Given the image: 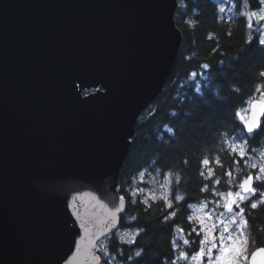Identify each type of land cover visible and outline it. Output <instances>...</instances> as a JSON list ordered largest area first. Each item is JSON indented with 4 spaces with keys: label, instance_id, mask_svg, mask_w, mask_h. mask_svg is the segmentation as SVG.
<instances>
[{
    "label": "water",
    "instance_id": "95a60500",
    "mask_svg": "<svg viewBox=\"0 0 264 264\" xmlns=\"http://www.w3.org/2000/svg\"><path fill=\"white\" fill-rule=\"evenodd\" d=\"M178 4L0 0V264L102 263L138 119L179 54Z\"/></svg>",
    "mask_w": 264,
    "mask_h": 264
},
{
    "label": "trees",
    "instance_id": "16d2710c",
    "mask_svg": "<svg viewBox=\"0 0 264 264\" xmlns=\"http://www.w3.org/2000/svg\"><path fill=\"white\" fill-rule=\"evenodd\" d=\"M249 1L253 8L261 6L258 0ZM178 3L175 20L183 35L179 54L163 91L138 119L131 150L121 171L119 191L128 201L127 194L136 190L141 174L160 170L171 172V186L184 200L174 209L175 219L168 222L163 217L172 209L152 204L145 211L144 204L127 203L120 228L141 234L133 239L135 243L121 239L117 232L105 237L117 264H153L157 257L161 264H168L173 255L169 251L170 241L176 238L177 228L187 232L192 227L189 217L192 218L193 206L209 199L214 189L232 188V182L236 184L240 179L235 177L236 171L246 166L243 161L239 165L231 163L238 157L228 152L224 141L242 128L234 113L255 98L258 85L264 86V77L260 75L264 72V45L258 43L259 35L246 27L245 15L230 18L219 13L217 0H178ZM192 72L197 76L192 78ZM166 127L173 128V132L165 131ZM263 143L264 130L249 141V146L254 148ZM204 158L210 161L218 158L223 165H210L213 178L221 181L215 188L206 179L208 168L199 169V161ZM229 168L233 169L231 186L229 177L224 175ZM199 171L204 172L205 178H201ZM176 177L180 178L178 186L173 183ZM204 184H208L209 191L200 190ZM243 207L252 252L264 246V205L257 209L247 204ZM145 224L149 225L146 230ZM141 249L145 253L143 259L135 256ZM99 252L101 264H106L104 253Z\"/></svg>",
    "mask_w": 264,
    "mask_h": 264
},
{
    "label": "snow or ice",
    "instance_id": "6c2138e0",
    "mask_svg": "<svg viewBox=\"0 0 264 264\" xmlns=\"http://www.w3.org/2000/svg\"><path fill=\"white\" fill-rule=\"evenodd\" d=\"M261 5H264V0H258ZM236 0H233V5L235 6ZM227 5H222L218 7V12L223 14L227 10ZM257 16V12L252 11L245 16L246 27L250 30H254L260 33L257 38L260 45H264V15H259V18L253 21V17ZM252 43V41H249ZM207 68L208 65H203ZM193 77L197 76L196 72H192ZM260 75L264 77V72ZM264 86L258 85L256 91L260 93V99H249L245 102V107L237 110L234 115L240 121L242 125L241 130L229 137L224 141L228 152L231 155L238 157L231 161L232 164L239 165L245 160L248 152L255 151L249 147V141L254 139L255 136L262 130H264V92L261 88ZM257 105H260L259 112L256 111ZM251 113L252 119L248 120L245 118L246 114ZM165 131L171 133L173 128L166 127ZM160 161H155L154 163H159ZM186 162V161H185ZM215 164L219 167H223L220 160L217 158L215 161H210L207 158L201 159L199 161V169L205 167L208 168L207 180L211 181L213 188L220 185L221 181L219 178L214 179V170L210 166ZM167 167V166H165ZM254 169V172L246 174L242 180L239 181L236 192H228L225 199L226 203L220 205L216 204V208H223V211L219 213L218 223H213L210 227H205L204 220L197 217L198 227L190 228L185 232L184 228H180L179 232L181 235L177 236L175 239L171 240V247L169 251L173 253L172 257L168 259V264H180V262H186V264H256V257L258 255H264V248H257L251 253V262H249L248 247L249 239L246 235V229L248 228V219L246 218V210L242 205H249L251 209H257L261 205H264V166H258L252 164L250 166ZM233 169L229 168L224 175L229 177V186H231V176ZM143 174H141L142 176ZM167 177L172 179L171 172H168ZM201 178H205L203 171H199ZM140 183L143 184L144 180L141 178ZM175 185L180 184V178L176 177L173 181ZM202 192L209 191L208 184H204L201 189ZM141 193H143L142 188H137L128 195V201L126 203L144 204L146 211L150 209L152 204H159L167 209H172L167 215L163 217L165 222L169 220H174L176 217V211L174 210L179 203L184 200L181 195H176L175 190L172 186H169V194L167 197H157L155 193L149 192L146 194L144 199H140ZM213 196L220 195L213 191L211 193ZM136 197L137 199H133ZM228 197H233L228 199ZM256 198V199H253ZM120 201H125V196L119 197ZM151 201V203H149ZM206 202L205 207H207ZM121 209H117L120 211ZM215 213V209L207 213V219H212ZM133 219H136L133 217ZM192 218L189 217V223H191ZM149 227L145 224V230ZM195 234L196 240H190L187 237ZM140 231L134 233V236H140ZM217 235L219 239L217 240ZM183 237V238H182ZM129 243H135V240L128 241ZM198 245V247L193 250V245ZM183 246V247H182ZM144 250L137 251L135 256L138 258H144ZM139 264V262H138ZM153 264H161L160 258L157 257L153 260Z\"/></svg>",
    "mask_w": 264,
    "mask_h": 264
},
{
    "label": "rangeland",
    "instance_id": "374dc122",
    "mask_svg": "<svg viewBox=\"0 0 264 264\" xmlns=\"http://www.w3.org/2000/svg\"><path fill=\"white\" fill-rule=\"evenodd\" d=\"M217 1H218L219 6H222V5L228 6L224 15L230 16V18L237 16L239 14L246 16L250 12L255 11L257 12V16L253 17V21L255 22V20L259 18V15H264V5H261L259 8H253L249 0H236L235 6H232L233 0H217ZM254 32L260 36L259 32L257 31H254ZM261 91L264 92V89H261ZM255 98H260V93L256 94ZM248 114H246L245 116L246 119L248 117ZM249 147L252 148L251 146ZM252 149H255V151L248 152L245 160L243 161L246 166L245 167L241 166L240 168H238V170L235 173V177L237 178L240 177L239 181L242 180L246 174L255 171L254 169L250 167L252 164H256L258 166H264V143L261 146L254 147ZM166 174L167 172L164 173V172H161L160 170H156V171L146 172L140 178H138L136 181V186L137 188L139 187L143 189V193H141V195L145 197L147 193L152 192V193H155L157 197L159 196L167 197L169 194V186L172 184L173 179H169ZM141 178L144 180L143 184L140 183ZM238 183L236 182L235 184L234 182H232L233 186L230 189H226V190L214 189L213 191H215L216 193H219L220 195H217V196L211 195L209 199L202 200L199 203L195 204L193 206V211H192V227L191 228L198 227V222L196 219L197 217L204 220L205 227H210L213 223H218L217 217H219V213L223 211V208H216V204L219 203L220 205H223L224 203H226L227 200L225 199V197L227 196V193L236 192L238 190L237 188ZM232 198L233 197H228V199H232ZM253 199H256V198H253ZM206 202H213V203H207V207H205ZM213 209H215L213 218L207 219V213L209 211H212ZM179 229L180 228L178 227L176 237L181 235L179 232ZM136 232L137 231H134V230H128V229L123 230L122 228H120L117 231V234L123 240L125 239L133 240L137 237V236H134V233ZM246 235H247V229H246ZM187 238L190 240L197 239L194 233L191 236H188ZM218 239H219V236L217 235V240ZM197 247L198 245L194 244L193 250H195ZM249 250L250 248L248 247V256L250 257L251 252H249ZM98 251H102L104 253L105 258L108 260L106 264H117L115 258L111 255V252L109 250V247H108V244L105 238H103L101 242H99ZM180 264H186V262H180Z\"/></svg>",
    "mask_w": 264,
    "mask_h": 264
}]
</instances>
